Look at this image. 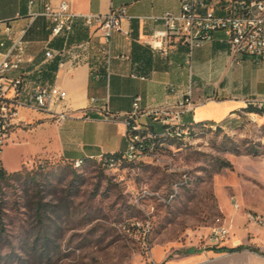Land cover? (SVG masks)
Here are the masks:
<instances>
[{
	"label": "crops",
	"instance_id": "obj_1",
	"mask_svg": "<svg viewBox=\"0 0 264 264\" xmlns=\"http://www.w3.org/2000/svg\"><path fill=\"white\" fill-rule=\"evenodd\" d=\"M62 1L68 2L76 16L68 34L54 36L52 22L33 13L57 7ZM224 5L211 3L217 15L225 13ZM120 7L131 16L121 23L129 34H111L106 59L99 51L105 45L101 31L88 26L82 15L108 14ZM178 10V0H33L30 7L28 0H0V61L21 34L26 42L25 57L30 59L18 70L6 72L7 76L23 78L19 99L36 83L55 85L65 93V99L51 111L18 107L16 124L0 153V167L12 173L41 160L73 162L124 152L125 120L135 97L140 98L139 108L144 111L174 103L191 91L192 107L181 115L184 125L221 123L242 112L247 104L263 106L264 66L249 58L230 56L221 32H215L191 53L176 37L163 40L159 50L151 49L146 43L149 36L164 29L162 22L151 16ZM47 49L66 53L61 66L58 56L45 57ZM92 97L95 102H91ZM56 112H65L67 117L58 122ZM137 122L155 130L160 127L140 113ZM166 137L175 138L160 135ZM221 211L235 227L229 239L217 246L186 241L185 245L154 244L147 252L148 262L264 264V226L247 222L244 213L226 205ZM212 226L206 227L208 232ZM238 245L243 248L227 251Z\"/></svg>",
	"mask_w": 264,
	"mask_h": 264
},
{
	"label": "rangeland",
	"instance_id": "obj_2",
	"mask_svg": "<svg viewBox=\"0 0 264 264\" xmlns=\"http://www.w3.org/2000/svg\"><path fill=\"white\" fill-rule=\"evenodd\" d=\"M19 172L0 180V264H150L151 246L208 232L232 199L264 214V114L192 125L155 160L48 159Z\"/></svg>",
	"mask_w": 264,
	"mask_h": 264
},
{
	"label": "built area",
	"instance_id": "obj_3",
	"mask_svg": "<svg viewBox=\"0 0 264 264\" xmlns=\"http://www.w3.org/2000/svg\"><path fill=\"white\" fill-rule=\"evenodd\" d=\"M71 1V0H69ZM179 10L176 12L166 11L158 16H151L154 21L162 22L164 29L155 30L149 36L146 43L153 50L162 48L163 40L176 37L188 45L190 53L203 41L212 39L215 32L222 33V41L227 45L229 55L237 58H249L264 66V0H178ZM224 3L223 15L215 14L211 3ZM33 0H28L29 7ZM53 24L52 35L68 34L72 30L73 20L76 16L66 1L59 3L57 7H49L41 13ZM84 22L88 26H96L104 38V46L100 48L106 59L110 56L109 38L113 32H121L128 35L129 32L122 30L121 23L131 18L125 9L120 7L108 14H84ZM8 30V28H6ZM25 40L23 34L13 39L10 47L2 54L0 61V153L9 137L12 127L16 124L18 107L25 106L38 111H51L65 99V93L55 85L45 86L40 83L33 84L27 91L26 96L20 100L19 95L23 89L22 77H10L7 71L18 70L22 64L30 62L25 57ZM3 46V42H0ZM66 53L54 52L47 49L46 58L58 56V65L63 64ZM93 76H97L92 73ZM191 91L182 94L174 103H165L155 109L141 111L139 97L133 101V110L125 120L127 147L124 152V160L146 161L155 160V155H160L162 146L166 142H160V135H174L183 138L186 135V127H182L181 115L191 109ZM95 102V98L90 99ZM55 111V110H54ZM141 111V112H140ZM138 113L149 116L154 123L165 126L158 133L149 131L147 124L137 122ZM58 122L67 117L65 112H56ZM109 114L106 118H109ZM102 160L108 168L115 169L116 165H107V157ZM75 167V161L72 162ZM233 208L239 211L240 206L236 200L231 201ZM247 222L257 226H264V214L257 212L244 213ZM233 223L224 215L215 219L209 232L200 229L193 231L192 235H186L185 241L197 245L209 244L217 246L229 239L234 233Z\"/></svg>",
	"mask_w": 264,
	"mask_h": 264
},
{
	"label": "trees",
	"instance_id": "obj_4",
	"mask_svg": "<svg viewBox=\"0 0 264 264\" xmlns=\"http://www.w3.org/2000/svg\"><path fill=\"white\" fill-rule=\"evenodd\" d=\"M243 111L244 112H247V113H256V114H264V105L261 106V107H257V106H253L252 104H247V106L245 108H243ZM205 122H196V123H193L192 125H197V124H204ZM160 127L155 130L153 127H151L150 125L147 124V127L149 129V131L153 132V133H158V132H161L165 129V126L163 125H160L158 124ZM182 127H186L187 131L189 130L190 126L192 125H184V124H181ZM171 140H175V138L173 137H166V138H160V142H166V143H169ZM119 154H113L112 156H118ZM105 156H108V155H105ZM86 160V159H84ZM81 162L83 160H80ZM222 167H231V164L229 162H223L222 164H219L217 166V170L222 168ZM20 175V172L19 171H16V172H12V173H7L5 172L1 167H0V180H5V179H9V178H14V177H17ZM42 205L40 204L39 206H37V210L38 212L40 210H42ZM41 241V245L43 247H48V239L44 236L40 239ZM243 247L241 245H238L236 247H233V248H228L227 251L228 252H234V251H239L241 250Z\"/></svg>",
	"mask_w": 264,
	"mask_h": 264
},
{
	"label": "bare ground",
	"instance_id": "obj_5",
	"mask_svg": "<svg viewBox=\"0 0 264 264\" xmlns=\"http://www.w3.org/2000/svg\"><path fill=\"white\" fill-rule=\"evenodd\" d=\"M176 140H178V139H176ZM121 160L122 161L124 160V155H122V154H119L118 156H109V157H107V165H116L117 166L120 164ZM80 164H81L80 160H75V167L79 166Z\"/></svg>",
	"mask_w": 264,
	"mask_h": 264
}]
</instances>
